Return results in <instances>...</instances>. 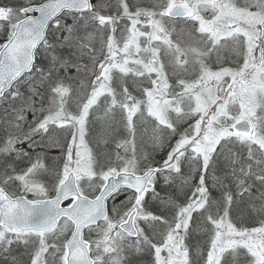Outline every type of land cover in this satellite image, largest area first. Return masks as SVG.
<instances>
[{"label": "trees", "instance_id": "trees-1", "mask_svg": "<svg viewBox=\"0 0 264 264\" xmlns=\"http://www.w3.org/2000/svg\"><path fill=\"white\" fill-rule=\"evenodd\" d=\"M40 1L0 0V9L11 13L10 19L0 21V28L3 29L0 33V46L12 32L17 18L21 16L20 9ZM123 1L125 2L92 0V11L87 14L63 13L59 16L49 26L46 38L36 52L35 68L13 86H21L16 100L21 96L23 98L14 108L11 107L12 88L0 99V186L2 188L4 186L10 194L35 198L21 184V187H18L16 185L18 182H14L13 179L18 168L17 166L14 169L13 163L22 154L25 158L21 162H29L28 160L38 154L50 158L51 164L47 167L51 173L49 177H53L56 170L54 167L59 158L54 152L63 146V135L67 130H62L64 133L54 129L59 131V137L50 134L55 123L48 119L56 115L54 111L56 109L49 107V103L52 95L56 93L54 85L59 81L72 82L70 85L73 88L77 87L79 93L87 91L85 78L91 56L95 51L98 53L95 47L98 42H103L102 36L106 29L105 24L95 18L94 14L105 17L112 11L147 13V9L152 7L159 9L162 5V0ZM13 14L16 15L15 18ZM180 28L184 27L180 26V21H175L171 31L178 33ZM188 30L191 32L189 37L179 35L176 37L178 42L171 38V53L167 51L169 54H163L160 50L157 55V48L154 45L145 47L141 53L144 62L155 57L162 63L165 83L171 85L168 98L180 100L183 107L181 106L179 111L174 109L167 111L164 121L160 120L161 117L149 114L145 106L131 113L130 109L136 105V100L143 102L146 90L152 87L149 76L144 73L140 79H134V83L142 87V95L138 99L127 97L124 117L130 116L132 122H136L141 115L157 127L156 130L148 136H144L141 131L143 136L141 144L134 138L132 141V134L129 130L125 131L126 127L117 134L108 135L107 138L105 129L99 134L100 131L97 129L101 127L102 124L99 126L101 121L89 134L93 136L91 145L93 144L94 150H90L92 176L81 180L85 195L93 197L98 192L106 172H114L122 167L135 173H142L148 168L158 169L148 191L140 201H135V195L131 191L121 190L108 203V217L116 215L118 219L139 205L138 215L143 217L142 238L127 237L128 240L122 242L131 251L137 247L143 251L132 253L129 256L130 260L127 258L130 264H153L155 246L159 245L170 231L184 239V248L188 256L186 264H205L210 248L219 233H227L230 228L243 233L264 230V138H260L261 143L239 135L221 139L205 160L190 148L180 146L184 139L192 137L193 127L199 122L198 115L192 112L194 106L191 97L196 94L188 95L182 86H193V83L197 82L211 87L214 81L208 78L209 74L225 71L230 73V76L239 73L244 69L246 58V50L240 37L212 41L207 34L200 33L192 25ZM81 31L87 32L88 35ZM70 66L73 70L72 68L68 70ZM229 76L222 80V87ZM76 77L78 85L74 83ZM35 102L41 103L36 109L44 111L43 114L46 113L47 117L43 119L44 115L40 116V111L37 110L36 116L41 117V122H32L28 128L22 129L26 120L24 116L26 113L29 114L28 108L34 110ZM85 102L86 100L80 99L77 108L82 109V103ZM78 114L75 113L77 116ZM259 114L264 115L263 108L259 110ZM231 122L227 120L225 125L230 126ZM35 125L48 127L39 128L37 130L39 136L30 139L41 146L42 150L22 149L21 154L19 152V155L14 157L8 156L6 152L9 141L27 136L33 131L29 128ZM257 131V136L264 133L260 125ZM101 226L103 225L99 224L97 228ZM97 228H90L86 236L89 238ZM245 254L241 249L227 251L222 255V264H246L248 256ZM31 256L1 253L0 264H30Z\"/></svg>", "mask_w": 264, "mask_h": 264}, {"label": "rangeland", "instance_id": "rangeland-1", "mask_svg": "<svg viewBox=\"0 0 264 264\" xmlns=\"http://www.w3.org/2000/svg\"><path fill=\"white\" fill-rule=\"evenodd\" d=\"M184 1L192 5L195 14L192 18L180 20V26L188 29V27L192 25L198 29L200 33L207 34L212 41H222L235 36L240 37L244 49L246 50L244 69L239 73L231 74L230 76V73L225 71L212 73L208 75V78L214 81L211 87H207L203 84L200 85V83L197 82L193 83V86L186 85L184 87L188 95L196 94L191 97V102L194 106L192 112L198 115L199 122L193 127L192 137L184 139L180 146L190 148L192 152L201 155L205 160L210 156L214 147L221 139L235 136L234 132L229 131V125H225L227 120L235 122L245 118L252 121L255 126L257 124L256 121H258L260 129L264 131V115L262 116L259 114V110L261 108L264 109V49L262 53L263 60L257 70L251 73L249 84L241 83L236 93L228 96L226 100L215 109L210 126L203 125L201 122V117L205 114L207 108L218 98L224 96V91L233 81L234 77L237 75L245 76L250 67L257 61L259 31L255 27L264 21V0ZM171 4L172 0H162V5L159 9L157 7L147 9V15L154 20V23L149 24L145 22L144 28L148 34V42L157 48V55L160 50L163 54L171 53V38L174 42H178L176 37L180 35V32H171L167 29L166 25L169 21L160 13L161 10L168 8ZM10 15L11 13L0 11V21L10 19ZM15 17L16 15L13 14V18ZM94 17L105 24V18L100 17L98 14H94ZM132 25L134 27L133 30H135V20H132ZM172 27L173 26L170 28L172 29ZM1 32H3V29L0 28V33ZM134 34L138 35L139 33L133 31V37L130 38L127 36L126 48H117L111 56L113 61L121 63L120 65L113 64L111 66V71L119 72L118 80H111L109 83L112 92L102 95L106 77L102 78L99 84L93 86V94L96 95L88 101L85 110L74 107L70 99L66 97L74 96L76 91L68 92L65 94L66 96H63V94H59V86L57 84L54 85V89L58 94L55 97V102L63 107V111H61L60 114L56 113V115H52L48 120L55 123L53 127H72L71 134L65 133L63 137V146L57 148L54 152V154L60 157L59 160L57 159L56 167H54L56 168L55 172L57 175L54 179L55 185L61 183L69 171H73L79 183V189L84 193L81 180L92 176V155L90 150L94 149L93 144L91 145L93 136L89 134L90 130L94 131L99 121H101L99 126L102 125L97 130L100 131L99 134H102L105 129L106 138L112 133L117 134L126 127L125 131L129 130L132 134V141L134 138L137 143L139 142L140 144L143 139L142 132L145 134L144 136H148L151 132L156 130L157 127L153 126L150 121L141 115H139L136 122H132L130 116L124 117L123 111L127 97L132 96L135 99L140 97L134 79H140L141 76L146 73L150 78L152 87L145 92V102L136 100V105L130 109L131 113L145 106L149 114L161 117L160 120L164 121V116L167 111L172 109L179 111L183 105L180 100L168 98V95L171 93V85L169 83L166 84L164 81L165 73L162 69V63L156 60L155 57H153L152 60L147 59L145 62L142 59L141 62L136 60L134 57L136 53H134V49L136 46L134 43H130L135 40ZM102 41L98 53L95 51L91 56V60L95 62V66L88 72L85 78L86 88L91 92L90 84L91 81H93L94 69L104 55H107L108 45L107 42L105 44L104 35L102 36ZM137 54L139 58L141 55L139 50ZM165 60H167V58ZM124 63H126V67H124ZM44 68L48 67L44 66ZM108 72L109 69L105 74L108 75ZM140 72L141 75H139ZM227 76H229V79L225 86L222 87L221 82ZM120 93L126 96L125 99L120 96ZM76 94H78V92ZM15 96L16 93L12 94L11 97ZM21 98H23V96L13 103V108L18 104ZM53 100H50L49 107L53 110L54 108L57 110L58 108L53 104ZM68 107L76 114L79 112L78 116L75 114H64L66 112L65 109ZM232 113H234V115H231ZM90 115L93 116L90 117ZM38 116L39 115L34 116L31 120H27L29 116L26 113L24 116L26 120L23 125L29 127L32 122L37 121L40 123L41 117ZM138 128L140 131L137 132ZM37 130L38 129H33L27 136L25 135L24 137L12 139L15 141H30L32 137L39 136ZM148 132L149 134H146ZM50 134L57 137L60 136L59 131L57 132L54 129ZM94 137H96V135ZM261 137L262 139L264 138V133L257 136L255 141L261 143ZM41 148V146H37V148H34V151L42 150ZM24 158L25 156L22 154L20 158L14 161V169L17 168L18 162L24 160ZM28 161H30L29 165L33 164L30 171V176H32L33 179L29 180V182L37 183L36 187L38 188L43 185L47 190L54 187V182L52 178L49 177L51 173H49L47 167L51 164V159L45 155L38 154ZM123 170L128 171L127 168L122 167L120 170L117 169L114 172H106L103 179L110 174ZM31 185L29 189H27L28 187L26 186L24 187L27 189L26 191L34 195V197L40 198L47 195L46 191L32 190L31 188L34 186L33 184ZM3 189L6 190L4 186ZM23 191L25 192V190ZM133 209L137 210L134 222L137 229V237L142 238L143 228L141 219L143 217L138 215V210H140L139 205L135 206ZM128 214L129 212L121 219L116 218V215L108 217L103 223L102 228L96 230L95 234L90 237V241L88 240L92 245V257L95 264H103L104 258L108 256V254H116L118 252L120 253L119 259L105 262L104 264H130L127 258L129 259L132 253L143 252L138 247L131 251L129 247L127 248L124 244L119 243L125 240L126 235L122 233L117 226L127 218ZM69 230H71V224L65 219L61 220L55 228L44 234H20L18 232L0 229V250L2 251L0 254L19 253L23 257L29 256L30 254H37L30 260V264H64V242L70 232ZM184 247V239L178 234H174V231H170L168 235L163 238L162 242L155 246L153 264H185L188 260V256ZM237 249L243 250L246 253L245 255L248 256L246 264H264V230L254 233H243L230 228L227 233H219L210 248L205 264H222L221 256L223 253L227 250L233 251ZM61 251L62 255L60 257ZM41 255L44 256L43 263ZM237 255L238 254L235 255L236 260L238 259Z\"/></svg>", "mask_w": 264, "mask_h": 264}, {"label": "water", "instance_id": "water-1", "mask_svg": "<svg viewBox=\"0 0 264 264\" xmlns=\"http://www.w3.org/2000/svg\"><path fill=\"white\" fill-rule=\"evenodd\" d=\"M91 9L90 0H45L41 4L33 5L22 10L23 14H33L21 19L9 40L0 49V98L22 75L31 70L35 51L45 38L46 31L52 21L62 12L86 13ZM191 13L188 9L174 7L168 12L170 17H184ZM260 39L264 38V21L258 25ZM261 59V51L258 52ZM103 63L101 68L105 65ZM98 69V72L101 70ZM253 66L250 71H254ZM98 72L96 75H98ZM250 81V75L242 79ZM238 81H234L228 88L234 93ZM202 118L210 122L213 108ZM236 132L254 135V126L248 120H240L233 124ZM157 168H150L142 174L120 171L108 176L94 198L80 194L76 178L70 172L58 186L50 199L29 200L24 196H10L0 187V226L22 233H46L54 228L62 218L72 223V231L65 242V264H93L88 243L84 240V230L95 226L107 216V202L120 189H130L139 199L148 187V184ZM72 200L69 206L66 201ZM133 210L119 228L129 236H135Z\"/></svg>", "mask_w": 264, "mask_h": 264}, {"label": "flooded vegetation", "instance_id": "flooded-vegetation-1", "mask_svg": "<svg viewBox=\"0 0 264 264\" xmlns=\"http://www.w3.org/2000/svg\"><path fill=\"white\" fill-rule=\"evenodd\" d=\"M42 1H44V0H41L40 2H34L32 4H29V5L38 4V3H41ZM121 1L125 2L123 0H121ZM174 4L191 6V4L184 2V0H172V4L168 8L161 10V12H160L161 15L166 17L167 20L169 21V23L166 25V27L170 31H171L170 27L173 26V22L180 21V20L168 19V17H167V10L170 7H172ZM29 5H27V6H29ZM103 18H105V27H106L105 33H104V39H105V44L107 42L108 50H107V55H104V57L100 60V62L95 67L93 75H95L97 67L103 62L104 59H108V62L106 64V66L101 70L99 77L98 78L94 77L93 81H91L90 85H91L92 92L87 90V91H84V92L79 94V92L77 90L78 88L77 87L73 88V86L70 85V84H73L72 82L66 83V82L59 81L56 83L59 86V91H60L59 94H63V96H66L65 94H67L68 92H72V91H76V93L78 92V94L75 93L74 96H66L70 99V102L74 107L78 106V102L80 99L89 101L92 97H94L96 94H93V92H94L93 86H95L96 84H99L101 79L104 77H106V80H104V83H105L104 84V92L102 95L109 94L110 92H112L109 83L111 80H118L119 72L118 71H111V66L113 64L120 65L121 63L113 61L111 56L117 50V48H126L127 36H129L130 38L133 37V31L139 33L138 35L134 34L135 40H134V42H130V43H134L136 46V48L134 49V53L136 52L134 55L136 60H139L140 62L142 61L141 55L139 56L140 59L138 58V54H137L138 50L141 54V49L143 47H151L152 46V44H150L148 42L149 38H148L147 31L144 28V26H145L144 23L145 22H147L149 24L154 23V20L149 18L147 13L137 12L136 14H132V13H127L126 11H119V12L112 11L111 13H108L107 15H105V17H103ZM132 20L136 21L135 30H133L134 27L132 25ZM181 20H184V19H181ZM171 32H173V31H171ZM136 63H137V61H136ZM124 67H126V63H124ZM71 68L72 67L70 66V68L68 70H71ZM108 69H109V72H108V75H106L105 73ZM72 70H73V68H72ZM65 71H67V69ZM65 71H60V72L64 73ZM139 75H141V72ZM74 80H75L74 83L76 85H78V77H76V79L74 78ZM164 81H165V77H164ZM141 90H142L141 88H138L139 96H141ZM20 91H21L20 85L14 87L11 90L10 105L12 107H13V103L16 101V98L19 96ZM14 93H16V96L11 97L12 94H14ZM57 95H58L57 92L55 94H53L52 99H55V97ZM120 96H122L124 99L126 97L123 93H120ZM40 104L41 103H39V102L34 103L35 108H34L33 112H32V108H28V113H29L28 116L29 117H27L28 118L27 120H31V119H33L34 116H36V113L38 110L36 108H38V106ZM56 105L58 106V111H59L58 113L60 114V112L63 111V109H62L63 107L57 103H56ZM68 108L65 109L66 112L64 114H75V112H73V110L71 108H69V109ZM41 115L42 114H40V116ZM35 123H39V122L35 121ZM26 128H28V127L23 126L22 129H26ZM39 128L47 129L48 127L46 125H40V126L35 125V127H30L29 129H39ZM52 128L58 129L61 131L66 129L67 130L66 133H70V134L72 132L71 131L72 127H70V126H57V127H52ZM8 146H9V148H8V151L6 153L8 154V156L14 157L15 155H19V152L21 154L22 149H25V150L29 149V150L33 151L34 148H37L38 145H37V143L32 142V141H28V140H23V141L12 140V141H9ZM10 147H11V149H10ZM17 158H20V157L18 156ZM59 158H58V160H59ZM18 163H19L18 168L16 170L17 172L15 171L16 173H15V176L13 177L14 182L15 181L18 182L16 184L18 187L26 186V187H28L27 189H29L32 186L31 184H33L34 187L31 188L32 190H41V191H46V193H49L51 195L54 194L57 186L60 184V183H58L57 185H55L54 179L57 177L56 172L53 173V177H52V180L54 182V187H51L49 190H47L43 185H41L38 188V187H36L37 183L29 182V180L33 179V177L30 176V171L32 169L31 166L33 164L29 165L30 161L29 162H21V160ZM20 184H21V186H20ZM70 202H71V200L67 202V205ZM89 244H90V247L92 248L91 242ZM93 253H94V251H93ZM118 253L108 254V256H106L104 258V263L119 259L120 253L119 254ZM94 264H95V261H94Z\"/></svg>", "mask_w": 264, "mask_h": 264}, {"label": "bare ground", "instance_id": "bare-ground-1", "mask_svg": "<svg viewBox=\"0 0 264 264\" xmlns=\"http://www.w3.org/2000/svg\"><path fill=\"white\" fill-rule=\"evenodd\" d=\"M180 36H183L184 38L185 37H189L190 35H191V32L187 29V28H180ZM83 34H86V35H88V33L87 32H85V31H81ZM69 41L71 40L70 38L68 39ZM101 45H102V42H98L97 44H96V49H99L100 47H101ZM94 66H95V62L93 61V60H91V62H90V65H89V67H88V70H87V74H88V72H90L93 68H94ZM135 85H136V88L138 87V88H140L139 87V85L138 84H136L135 83ZM142 88V87H141ZM39 89H41V87L39 88ZM82 93V92H81ZM12 107V106H11ZM38 111H40L39 113L40 114H43V111L40 109V110H38ZM37 111V112H38ZM32 112H33V110H32ZM38 113V114H39ZM37 114V113H36ZM46 113H45V115H44V117H43V119H46ZM24 127H26L25 125H24ZM23 141V140H22Z\"/></svg>", "mask_w": 264, "mask_h": 264}]
</instances>
